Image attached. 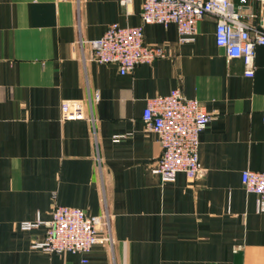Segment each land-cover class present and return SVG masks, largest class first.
<instances>
[{"label":"crops","instance_id":"obj_1","mask_svg":"<svg viewBox=\"0 0 264 264\" xmlns=\"http://www.w3.org/2000/svg\"><path fill=\"white\" fill-rule=\"evenodd\" d=\"M230 1L245 23L264 27L259 0ZM141 5L0 0V264H264V212L241 183L245 170L264 172V46L246 77L206 16L187 43L173 24L144 25V43L166 56L124 75L90 61L79 41L112 24L140 26ZM176 88L211 116L199 134L205 174L162 183L152 172L159 139L142 111ZM65 100L84 101L85 119L61 120ZM56 205L110 217L113 243L87 254L32 249L45 228L20 224L48 221Z\"/></svg>","mask_w":264,"mask_h":264},{"label":"built area","instance_id":"obj_2","mask_svg":"<svg viewBox=\"0 0 264 264\" xmlns=\"http://www.w3.org/2000/svg\"><path fill=\"white\" fill-rule=\"evenodd\" d=\"M127 8L131 0H116ZM242 3L245 0H240ZM264 10V0H259ZM206 16L215 20V42L223 48L228 60L240 59L246 77L254 70L255 48L264 46V27L253 28L241 19L230 0H142L140 26H108L102 36L93 41H79L91 50L90 61L114 64L119 73L131 72L140 64H151L166 56L162 47L144 43L143 26L173 24L178 32L179 43L191 42L196 34L197 23ZM98 96L88 100L91 105ZM86 103L82 100H65L60 105L63 121L85 119ZM203 106L193 99L185 98L179 89L165 96L148 98L142 111L144 127L158 136L160 156L152 167L162 183L173 182L179 173L188 178L205 174L199 163V134L210 120ZM89 121L93 122L90 117ZM264 123V112L262 113ZM241 183L246 192L257 196L256 210L264 212V172L245 170ZM44 226L42 240H34L31 248L48 254H87L96 244L113 243L110 217L89 216L78 208L56 205L50 219L22 222L20 229L34 231ZM99 232L102 233L99 236Z\"/></svg>","mask_w":264,"mask_h":264}]
</instances>
